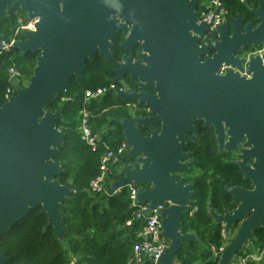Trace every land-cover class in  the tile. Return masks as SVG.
Segmentation results:
<instances>
[{
  "label": "water",
  "instance_id": "95a60500",
  "mask_svg": "<svg viewBox=\"0 0 264 264\" xmlns=\"http://www.w3.org/2000/svg\"><path fill=\"white\" fill-rule=\"evenodd\" d=\"M258 2L248 8L257 26L238 14L206 37V25L197 24L201 0H0V24L4 15L19 12L28 23L35 20L34 30L22 31L12 46L38 54L28 84L17 85L0 107V238L32 207H41L45 229L64 243L65 203L73 186L58 179L63 168L56 158L65 133L57 125L63 116L49 104L67 96L70 80L80 79L97 56L109 60L123 35L121 48L135 54L121 58L113 82L129 78L138 91L114 95L151 114L122 121L134 163L109 184L110 191L133 186L137 204L148 203L151 211L167 205L162 238L169 247L157 264H178L177 254L198 240L183 233L182 218L191 213L194 198L183 173L191 167L188 145L198 142L201 122L213 130L219 153L236 154L251 186L225 188L231 211L218 214L209 205L226 237L236 230L219 260L234 263L255 232L264 230V1ZM3 40L0 34V47ZM250 48L262 53L240 57ZM10 260L0 255V264Z\"/></svg>",
  "mask_w": 264,
  "mask_h": 264
},
{
  "label": "trees",
  "instance_id": "16d2710c",
  "mask_svg": "<svg viewBox=\"0 0 264 264\" xmlns=\"http://www.w3.org/2000/svg\"><path fill=\"white\" fill-rule=\"evenodd\" d=\"M222 1L229 11V21L238 14L252 20L254 16L249 13L248 8L259 6L258 0ZM19 15L3 17L0 34L7 42L14 37L23 38L21 33L16 36ZM2 26L6 28L5 31ZM123 41V35H118L113 56L107 61L97 56L93 62H89L80 79L70 80L68 95L57 97L55 102L49 104L52 111L61 108L63 116L57 125L65 133L64 146L56 158L63 168V173L58 179L63 184L69 182L73 186V194L65 203L64 243H60L52 228L45 229L47 216L41 213V207H32L22 221L0 238V255L11 259L8 264H68L71 256L78 257L77 264H127L131 257L142 223L134 221L129 227L126 224L134 220L137 211L131 199L130 188L124 187L106 196L91 194L88 187L98 173L100 159L106 147L114 149L124 141L122 121L130 119L132 115L127 104L134 106L135 112H138L135 116L145 117L151 112L144 105L122 101L114 94L106 95L98 101H84L86 91L96 90L113 82L116 77L113 70L118 67L124 55L135 54L121 48ZM37 56V53L32 52L21 54L13 48L0 57V107L6 102V93L10 86L8 68L12 64L18 69L22 67L27 76L25 79L28 80L33 70L31 73L26 64L36 65ZM19 71L21 72L20 69ZM123 82L129 86V90L138 91L136 82L129 78ZM65 98L71 100H64ZM83 108L90 111L91 128L94 133L100 135L95 150L81 140L79 116ZM196 128L199 132L198 142L188 145V151L192 153V164L183 176H189L192 167H196L200 173L188 179V182L193 184V209L191 213L183 215L182 225L183 233L192 232L198 240L184 246L177 254L176 262L219 264L221 253L214 255L212 250L218 252L230 239L224 235L223 226L214 223L209 214V205L218 214H223L225 210L231 211L234 207L225 188L251 186L249 182L244 181L235 160H232L234 156L227 152L219 153L213 130L204 128L201 122L196 123ZM148 131L149 129L144 130L145 133ZM133 163L126 155L121 166ZM110 178L116 179L117 174L114 173ZM146 188L147 186L143 187ZM255 237L249 247H244L237 255L253 254L264 249V230H257ZM250 264H264V257L260 262Z\"/></svg>",
  "mask_w": 264,
  "mask_h": 264
},
{
  "label": "built area",
  "instance_id": "2783aa9c",
  "mask_svg": "<svg viewBox=\"0 0 264 264\" xmlns=\"http://www.w3.org/2000/svg\"><path fill=\"white\" fill-rule=\"evenodd\" d=\"M198 22L197 24H205L208 28L206 37L211 32L218 31V29L229 21V11L225 7L222 0H201L198 7ZM18 17V29L16 36L25 30H34L35 20L31 23L27 22V16L25 13H19ZM22 39V38H20ZM19 38H12L11 41H2L0 47V57L13 49L14 41ZM8 81L10 86L6 93V101H8L15 94V87L17 85L21 87L26 86L28 80L24 79V76L19 69L12 64L8 70ZM246 75V74H245ZM123 83V82H122ZM129 89L125 85H119L116 82H111L109 85L96 90H88L85 92L84 101L85 103L91 101H98L104 96L109 94H116L120 92L128 91ZM64 100L70 101L71 98H65ZM130 106V104H127ZM91 113L86 108L80 111L79 116V133L81 140L86 143L92 150H95L97 143L100 140V135L93 132L90 125ZM129 147L125 141H122L119 146L114 149L106 147V151L100 159L99 169L96 176L91 180L88 191L94 195H106L109 196L112 193L108 189L109 178L113 175L117 169H124L121 166L123 158L127 155ZM116 172V171H115ZM131 190V199L133 204L136 205L137 211L133 221L127 222V226H132L134 221L142 223V228L137 233L138 241L134 244L132 255L129 258L127 264H157V261L165 254L169 247V243L162 238L163 221L164 218L161 216V211L167 207L162 205L150 210L148 203L137 204L136 203V192L137 188L128 186ZM250 244L245 247H249ZM224 247L220 248L217 252L215 249L212 250L214 255L223 252ZM244 250V249H243ZM264 257V249L259 250L253 254L237 255L234 258L235 264H250L251 262H260ZM78 257L71 256L68 264H77Z\"/></svg>",
  "mask_w": 264,
  "mask_h": 264
},
{
  "label": "rangeland",
  "instance_id": "374dc122",
  "mask_svg": "<svg viewBox=\"0 0 264 264\" xmlns=\"http://www.w3.org/2000/svg\"><path fill=\"white\" fill-rule=\"evenodd\" d=\"M247 20L248 21H250V22H252L253 23V25L254 26H257V23H255V18L254 19H252V20H250L249 18H247ZM3 28V30L5 31V29H4V26H2ZM262 53V51L260 50V49H258V48H251V49H248V50H245L243 53H242V57H250V56H254V55H258V54H261ZM26 66L30 69V71H31V73H32V70H33V68H34V66H35V63H29V64H26ZM20 70H21V72H22V74H23V76H24V79H25V77H27L26 75H25V71H24V69L22 68V67H20L19 68ZM32 75V74H31ZM31 77V76H30ZM28 81H29V79H28ZM124 83V82H123ZM26 85L28 84V82H26L25 83ZM124 85L127 87V84L126 83H124ZM129 87V86H128ZM127 87V88H128ZM127 108L129 109V112L130 113H132V115H131V118L133 117V116H135L134 114H138V112H135V108H134V106L133 105H131V106H127ZM130 118V119H131ZM232 160H235V156L232 158ZM192 170H191V173H190V175L189 176H184L187 180L189 179V178H191V177H193V176H195V175H198L200 172H199V170L196 168V167H192L191 168ZM235 233H236V230H233L231 233H230V235H229V239H232L233 237H234V235H235ZM198 264H201V263H198Z\"/></svg>",
  "mask_w": 264,
  "mask_h": 264
},
{
  "label": "flooded vegetation",
  "instance_id": "af4514ba",
  "mask_svg": "<svg viewBox=\"0 0 264 264\" xmlns=\"http://www.w3.org/2000/svg\"><path fill=\"white\" fill-rule=\"evenodd\" d=\"M199 7V6H198ZM197 11H198V8H197ZM204 41L205 40H202V41H200V44H203L204 43ZM210 51V55H213L214 53H215V51L214 50H212V49H210L209 50ZM244 52V51H243ZM243 55L241 54L240 55V57H242ZM223 69H224V67H223ZM223 71V70H222ZM223 73V72H222ZM123 82V81H122ZM122 82H119V83H122ZM117 83V82H116ZM232 155L233 156H235V162L237 161V156H236V154L235 153H232Z\"/></svg>",
  "mask_w": 264,
  "mask_h": 264
},
{
  "label": "crops",
  "instance_id": "0c3cea01",
  "mask_svg": "<svg viewBox=\"0 0 264 264\" xmlns=\"http://www.w3.org/2000/svg\"><path fill=\"white\" fill-rule=\"evenodd\" d=\"M116 171V172H115ZM114 171V173H116L117 175L122 171V169H117V170H115ZM113 173V174H114ZM117 179V178H116ZM116 179H113V178H109V184L112 182V181H114V180H116ZM109 184H108V189L110 190V187H109Z\"/></svg>",
  "mask_w": 264,
  "mask_h": 264
}]
</instances>
